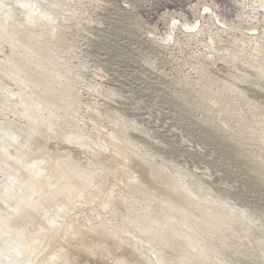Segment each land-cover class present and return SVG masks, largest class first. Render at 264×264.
Masks as SVG:
<instances>
[{"label":"rangeland","instance_id":"obj_1","mask_svg":"<svg viewBox=\"0 0 264 264\" xmlns=\"http://www.w3.org/2000/svg\"><path fill=\"white\" fill-rule=\"evenodd\" d=\"M0 264H264V0H1Z\"/></svg>","mask_w":264,"mask_h":264},{"label":"bare ground","instance_id":"obj_2","mask_svg":"<svg viewBox=\"0 0 264 264\" xmlns=\"http://www.w3.org/2000/svg\"><path fill=\"white\" fill-rule=\"evenodd\" d=\"M0 1H1V0H0ZM2 2H4V1H2ZM3 9H4V8H3ZM6 192H7V191H6ZM6 200H7V199H6ZM6 200H5V201H6ZM23 254H24V253H23Z\"/></svg>","mask_w":264,"mask_h":264}]
</instances>
